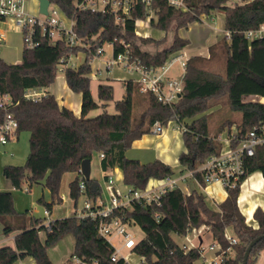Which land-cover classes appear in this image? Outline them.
<instances>
[{
	"label": "trees",
	"instance_id": "obj_1",
	"mask_svg": "<svg viewBox=\"0 0 264 264\" xmlns=\"http://www.w3.org/2000/svg\"><path fill=\"white\" fill-rule=\"evenodd\" d=\"M50 1L73 21L74 31L87 46L71 45L65 39L52 42L39 35L40 44L31 49L24 48L21 61L9 63L0 57V89L13 98L10 110L19 122L18 133L30 132V150L25 164H7L3 173L15 188H22L27 182L30 187L37 184L48 189L50 200L40 196L38 202L50 211L55 203L63 201L60 191L67 172H77L76 178L69 183L70 196L76 205L82 195L86 200L98 202L103 195L98 178L84 179L86 188L80 189L82 162L87 158L92 160L94 153L104 155L100 164L105 178L118 167L123 171L124 183L135 189H144L151 179L174 176L176 172L172 165L160 159L141 162L127 156L133 142L151 133L156 122L186 123L187 130L183 131L185 149L179 155V162L186 170H195L222 148L216 137L210 135L209 120L204 114L213 98L227 94L231 109L242 113L237 123L240 136L247 135L254 126L264 124V102L244 99L249 95L264 97V38L249 39L246 35L248 30L257 29L264 23V0H245L234 6L227 5L228 0H186V8L173 6L168 0H152L151 8L157 17L151 24L166 32L160 39L136 32L137 19H146L150 14L142 0H135L128 13L112 8L92 11L79 7L78 0ZM217 10L225 13V29L230 37H223L211 47L209 58L195 55L187 60L179 100L172 105L165 104L155 94L141 92L138 81L129 78L125 80L124 97L115 102V113L106 111L89 116L100 106L93 98L90 76L91 62L100 47L112 43L114 55L128 49L131 60L139 59L147 68L159 67L190 43L189 39L179 35V29ZM169 32H173L172 40L168 39ZM149 43L159 47L149 50L146 48ZM217 48L226 55L224 73L209 68ZM81 51L86 52L85 60L76 67L69 66L70 57ZM62 60L68 86L82 94L79 115L61 105L48 91L39 101L24 97L27 88L50 87ZM98 97L102 105L113 100L114 86L99 84ZM140 102L145 104V109L134 118L136 104ZM3 117L4 111L0 109V122ZM233 123L229 121V126ZM257 170L264 175V143L256 147L254 155L246 158V173L241 182L236 188L227 189L226 198L217 203L216 208L209 205L203 192L194 189L186 193L175 187L159 200L135 201L130 207L116 208L112 217L126 224L137 223L144 230L145 237L136 243L133 252L145 258L148 264H198L199 249L186 251L174 234L186 235L202 224L210 227L214 241L223 249H232L221 264H242L250 242L264 234V211L260 208L255 211L259 224L254 227L239 207L241 183ZM194 174L203 183L201 174ZM0 219L5 234L19 230L15 246L0 247V264H14L27 255L33 256L37 264H54L49 249L68 235L74 237L72 257L77 256L83 264H129L123 258L112 261L115 247L100 234L98 220L74 214L53 219L47 227L45 219L16 210L12 191L2 189ZM228 228L232 229L237 244L231 245L226 238ZM42 230L46 231L44 241L40 237ZM263 250L264 237L253 247L247 264H256ZM64 264H73L72 258Z\"/></svg>",
	"mask_w": 264,
	"mask_h": 264
},
{
	"label": "built area",
	"instance_id": "obj_2",
	"mask_svg": "<svg viewBox=\"0 0 264 264\" xmlns=\"http://www.w3.org/2000/svg\"><path fill=\"white\" fill-rule=\"evenodd\" d=\"M135 0H78L77 5L81 8L96 10H105L112 8L128 13ZM146 7L149 8L150 14L146 19H137L136 32L141 36H149L145 33H140L138 28L143 24H151V20L157 17L155 10L151 8L152 0H142ZM173 6L186 8V0H168ZM244 2V1H243ZM28 0H0V24L6 23L9 30H18L22 33L24 48H34L40 44L39 35L47 37L50 41L55 42L59 39H65L71 45L80 44L87 46L73 29V21L70 26H64V23L59 19L60 9L50 2L48 5V13L35 14L28 7ZM40 11V7H39ZM249 39L264 38V23L257 29H251L246 32ZM225 36L230 37V33L226 31ZM6 39L0 36V49ZM111 46L112 43H109ZM104 52L103 47L96 51V57H99ZM1 57V56H0ZM2 58V57H1ZM180 62L186 68L187 60L183 55H173L164 65L159 67L147 68L142 65L139 59L131 60L129 50L114 55V58L107 60L103 67L98 66L92 69L90 75L93 78L104 76L105 71L110 72L115 66H124L130 72L136 73V80L140 84V90L143 93H153L163 103L172 105L181 97L183 90V76L180 79L171 77L170 69L175 62ZM63 60L61 61V63ZM63 64V63H62ZM92 64V62H91ZM64 69V68H63ZM47 94L46 88L32 87L24 91V97L32 101H39ZM13 104V98L10 93L3 92L0 89V109L4 111L3 120L0 122V146L6 145L10 140L17 137L19 122L14 117L10 110ZM166 124L156 122L153 126L154 133H161ZM177 127L185 131L187 130L186 123L177 122ZM234 127V126H233ZM222 145L218 153L208 156L195 170H189V175L195 176L200 173L203 179L202 186L206 187L213 183H220L224 188L234 189L241 182L242 177L246 173V158L254 155L258 145L264 143V124L256 125L245 136L239 135L238 127L228 130L225 137H220ZM104 155L101 154V157ZM81 172V171H80ZM84 176L81 173L80 189L84 191L86 186ZM183 177L170 176L164 179H151L144 189H135L127 185V188H122L115 180L113 174H109L105 178V187L108 196L100 197L97 203L85 200V205L82 209H77L75 215L80 218H91L99 221L100 234L110 238L114 236H123V244L121 247L115 248L111 259L114 262L123 258L129 264V258L123 257L122 249H132L136 245L135 235L127 231L126 223L120 219L112 217L114 209L119 207H130L133 202H152L159 200L169 189L180 187L179 181ZM199 179V178H198ZM153 180V181H152ZM181 188V187H180ZM28 189V188H27ZM51 211L45 210V215L48 218L45 220V225L50 227ZM159 218V216H158ZM210 231V227L206 224L194 227L188 234L180 236L183 241L180 246L186 251L198 248L200 251V259L198 264H221L230 256L231 247L223 249L220 243L213 241L209 245H205L202 239L204 232ZM226 238L231 245L237 244L238 240L235 235L225 233ZM196 240H198L196 242ZM73 264H83L77 256L72 257ZM144 263L145 258L141 257L140 261L134 263ZM146 264H148L146 262Z\"/></svg>",
	"mask_w": 264,
	"mask_h": 264
},
{
	"label": "rangeland",
	"instance_id": "obj_3",
	"mask_svg": "<svg viewBox=\"0 0 264 264\" xmlns=\"http://www.w3.org/2000/svg\"><path fill=\"white\" fill-rule=\"evenodd\" d=\"M245 0H228L227 5L234 6L240 3H243ZM28 7L30 11H32L35 14H39V0H28ZM216 12V11H215ZM218 13L210 17L211 15H202L203 18L200 20H195L191 24H189L187 27H183L179 29L178 33L184 38L189 39L190 43L187 45V47H193L198 49L200 52H206L208 49V39L211 40V42H215L217 40H222L223 37H225V19H224V12L221 10H217ZM59 19H61L64 23V26L68 27L71 25L72 21L71 19L67 18L62 11H59L58 15ZM145 27H148L150 29H159L155 27L154 25H148L144 24ZM218 28L219 31H216L215 29ZM0 29L6 31V41L3 44V46L0 49V56L2 59H4L6 62L13 63V62H18L21 61L23 58V50H24V43H23V37L22 33L18 30H9L8 25L6 23L0 24ZM138 31L140 33H144L143 29L140 27L138 28ZM162 31L160 30L159 32H154L151 33V37H157V35H160ZM164 32V31H163ZM154 34V36H153ZM157 34V35H156ZM166 35V32H164V36ZM150 36V35H149ZM146 37V36H145ZM154 37V38H155ZM163 37V36H162ZM162 37L156 38L160 39ZM173 38V32L168 33V39L172 40ZM220 42V41H219ZM158 45L149 43L146 45V48L149 50H155ZM186 47V48H187ZM104 52L99 56V57H94L92 60V66L95 69L97 66L103 67L105 65V62L107 60H111L114 58V49L113 46H111L109 43H105L103 45ZM198 51V52H199ZM187 57H192L191 53H188L187 51ZM86 58V52L81 51L78 54H74L70 57L68 61L69 66H78L81 64ZM207 58V57H206ZM225 63H226V55L223 52L222 49L217 48L215 50V53L213 55V58L211 59V62L209 64V68L211 70L217 71L219 73H224L225 72ZM63 68H65L64 64H59L58 65V75L55 79V84L54 87L57 90V94L59 92L63 91L62 87H60L61 84V78L64 75ZM184 68L181 65L180 62H175L173 66L170 69V74L171 77L180 79L184 75ZM93 73V72H92ZM130 74L128 73V70L120 65L116 66L109 75H104L102 77H98L95 79L91 80V91L92 95L95 101H97L100 106L97 109L92 110L89 113V116H96L98 114H101L103 112H109V113H115V102L117 100H120L124 97L125 92H126V87H125V81L124 77L127 78L129 77ZM92 77V75H91ZM101 83H109L114 86V99L109 101L107 104H103L100 101L98 97V86ZM245 100H261L264 102V97H258L257 95H249L244 97ZM145 109V104L143 102L137 103L135 110H134V118L139 117L141 112ZM204 114L207 115L208 120H209V128H210V135L213 137H216V140L220 142V137H225L228 133L229 128L234 129V127L237 126V123L240 122L242 118V113L238 111H233L230 107L229 100L227 94L222 95L221 97H216L213 98L210 101V107L208 110L204 112ZM229 121H234V123L229 126ZM224 126L223 131L222 125ZM177 122L175 120L169 121L164 129H166L168 126L172 128V131H178L180 132V135L182 137L183 131L178 130L176 128ZM234 126V127H233ZM153 132V129H152ZM151 134V133H150ZM23 136L26 135L25 133L22 134ZM28 143L23 150L20 152H17L15 154L9 153V157H13L14 162L13 163H8V164H13V165H24L26 162L27 155L30 150V137L28 138ZM3 147H0V152H2ZM4 151V150H3ZM15 156V157H14ZM100 162V155L99 153H94L93 155V162H92V174L93 177L98 178L100 182L102 183L103 186V196L107 197V191L104 189L105 187V178L103 176L101 167L99 165ZM1 160L0 161V179H7L4 176L3 169L4 166L7 165ZM72 175L71 173H68L67 176H64V179L62 180V190L65 192V190L68 188V180L69 176ZM119 184V183H118ZM119 185H122L120 183ZM221 185V184H220ZM28 183L25 182L22 185V188H15L18 189L16 192H19V198L24 205V207H19L20 210L17 209L16 203H15V198H14V204L16 207V210L20 212H32V216L35 218H42V219H47L48 216L45 215V210L47 207L43 203L38 202V197L39 196H44L45 200H50L51 194L48 191V189L44 188V193L41 190L40 186L34 185L31 190L29 188L27 189ZM222 186V185H221ZM224 188V186H222ZM29 191H27V190ZM227 191L225 188L224 189H218ZM67 192V191H66ZM15 193V191H14ZM13 193V197H14ZM43 194V195H42ZM65 198L61 203H55L53 206L54 209V216H60V217H67V216H72L75 214V211L77 209H82L85 205V200L86 197L84 195L80 196L77 202V205H75V200L71 198V196L67 195L65 193ZM221 197V193L219 194ZM28 201L30 202V207H27ZM19 203V201H18ZM212 206L213 203L209 202ZM27 208V209H26ZM127 231L133 233L135 235V240L136 242L141 241L145 237V232L144 230L138 225L137 223H132V224H127L126 225ZM227 232L229 234H232L233 231L231 228L227 229ZM203 237L205 239V245H209L211 243L212 235L208 232H204ZM109 241L114 245L115 248L121 247L123 244V236L118 235L114 237L108 238ZM176 240L181 243L183 241L182 238L176 237ZM73 241L74 237L72 235H68L65 237L64 242H62L59 245V248L57 249V252H52L54 254V260H61L63 258L64 261H66L68 258L71 257V253L73 252ZM198 240H196L197 242ZM56 251V250H55ZM122 254L123 257L129 258V261L131 264H134L138 261H140L141 256L138 255L137 253L133 252L132 249L128 248H123L122 249ZM58 258V259H57ZM72 258V257H71ZM259 264H264V251H262L259 255ZM139 264H146L140 263Z\"/></svg>",
	"mask_w": 264,
	"mask_h": 264
},
{
	"label": "crops",
	"instance_id": "obj_4",
	"mask_svg": "<svg viewBox=\"0 0 264 264\" xmlns=\"http://www.w3.org/2000/svg\"><path fill=\"white\" fill-rule=\"evenodd\" d=\"M216 13H218V12L216 11V12L212 13V15L210 17H212ZM224 19H225V13H224ZM140 28L143 29L145 34H148L150 36H151V33L160 31V29H153L152 30L148 27H145L144 24L141 25ZM215 30L219 31L218 28H216ZM224 32L226 34V29H224ZM0 36L2 38L6 39V31L0 29ZM153 36H154V34H153ZM162 36H164L163 31L160 33V35H157V37H155V36L154 37L159 38ZM220 40H217L215 42H211V40L208 39V49L206 52H200L196 48L186 46L187 48L184 47V49L182 51H180L178 54L183 55L184 59H186V60H188L190 58V56L187 57V55H186L187 51H188V53H191V56L201 55V56L209 58L211 55V52H212L211 47H213ZM16 62H13V63H16ZM115 67H113V69ZM92 69H94L93 66H92ZM112 70L110 72L105 71L104 75H106V74L109 75V73H111ZM128 73L130 74V76L127 78L124 77L123 78L124 81L126 79H129V78L136 79L138 76L136 73L130 72L129 70H128ZM91 78L95 79V78H93V76ZM54 84L55 83H53L50 87L46 88V91L54 94L61 105H65V106L69 107L77 115H79L81 112V108H82V94L74 92L68 86V84L66 82L65 75H63V77L61 78L60 87H62L63 91L59 92V94H57V90L55 89ZM171 127L168 126L166 129H163V131L161 133L151 132V134L150 133L145 134L141 138L135 140L133 142L131 148L128 149L127 156L129 158L139 159L141 162H149V161H153L155 159H160V160L172 165V167L174 168V170L176 172L174 176L184 178V179H181L179 181V185L184 192L190 193L194 189L199 190L205 194V197H206V200L208 201V203L209 202L213 203V206L210 203H209V205L211 207L216 208L217 203L223 201L226 198L227 191H223V190L219 191L218 190L221 188L224 189L220 185V183H213L211 185L203 187L201 184V181L198 178H195L194 176H190L189 171L180 165L179 155L185 149L183 135L181 137L180 132L175 131V130L172 131ZM176 128L178 130H180L177 127V125H176ZM23 133H25L26 135L23 136L22 135ZM29 137H30L29 131H22V132H19L17 134L16 138L10 140L6 145L0 146V147H3V150H4V151L2 150V152H0V161L2 160L5 164L13 163L14 159L12 156L9 157V153L15 154V153L23 150V148H25L27 143H28L27 140ZM100 161H101V155H100ZM92 162H93V158L91 160V167H93ZM99 165L101 167L100 162H99ZM101 170H102V168H101ZM68 173L72 174L69 176L68 188L65 190V192H63L62 186H61V191H60V195L63 198V200H64L65 195H66L65 193H67V195L70 196L69 183L72 180H74L77 176V172H67L64 176H67ZM102 173H103V176L105 178V172L103 170H102ZM110 174L114 175L117 183L123 184V186L120 185L122 188H124V189L127 188V185L124 183V180H123L124 179L123 171L120 168L116 167L113 171L110 172ZM91 176L93 177L92 170H91ZM63 179H64V177H63ZM34 185H37V184H34ZM37 186H40L42 192L44 193V190H45L44 187L41 185H37ZM27 187H29V190H31V188H32L30 186H27ZM0 189L11 190L12 193H14V191H15L14 198H15V203H16L17 209L20 210L19 207H24V205H22V203L20 201L19 192H16L18 189H15V187H13L10 180H8V179H2L1 180L0 179ZM29 190H27V191H29ZM220 193H221V197L219 196ZM18 201H19V203H18ZM26 205H27V207H30V202L28 201V203ZM239 207H240L242 213L245 215L247 222L254 227H258L259 223L256 220L254 213L258 208H260L264 211V175L262 174L261 171L257 170V171L252 172L241 183L240 194H239ZM29 215L32 216V212H30ZM54 215H55L54 209H52L51 214H50L51 220L57 219V218H62L60 216H54ZM17 233H19V230L13 231L10 234H5L4 233V224H3V221L0 219V247L6 246V245L15 246V237H16ZM208 233L211 234L210 231H208ZM40 237L43 241L45 240V238H46V231L45 230L40 231ZM176 237H180V236L177 234H174L175 239H176ZM202 239L205 243V239H204L203 235H202ZM212 239H213V237H212ZM64 240H65V238H63L57 245H55L54 247H51L49 249V254H50V257H51L52 261L54 262V264H64L69 259H71V257H72L73 252L71 253V257L68 258L66 261H64L63 258L61 260H54V254H52V252H57L59 245L62 242H64ZM213 241H214V239L211 242H213ZM72 251H74V241H73ZM258 260H259V256H258L256 264H259ZM14 264H37V262L33 256L27 255L23 258L18 259Z\"/></svg>",
	"mask_w": 264,
	"mask_h": 264
},
{
	"label": "water",
	"instance_id": "obj_5",
	"mask_svg": "<svg viewBox=\"0 0 264 264\" xmlns=\"http://www.w3.org/2000/svg\"><path fill=\"white\" fill-rule=\"evenodd\" d=\"M50 2H51L50 0H39L40 12L47 14L48 13V5L50 4ZM91 170H92L91 159L87 158V159H85L82 162V165H81V173H82V175L84 176L85 179H90L91 178ZM263 237H264V234L256 237L255 239H253L250 242V244L246 248L242 264H247L249 256H250V253H251L253 247Z\"/></svg>",
	"mask_w": 264,
	"mask_h": 264
}]
</instances>
